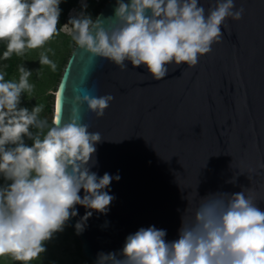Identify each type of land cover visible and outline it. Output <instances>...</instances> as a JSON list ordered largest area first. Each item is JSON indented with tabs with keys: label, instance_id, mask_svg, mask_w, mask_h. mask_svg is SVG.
I'll return each mask as SVG.
<instances>
[{
	"label": "clouds",
	"instance_id": "obj_1",
	"mask_svg": "<svg viewBox=\"0 0 264 264\" xmlns=\"http://www.w3.org/2000/svg\"><path fill=\"white\" fill-rule=\"evenodd\" d=\"M80 2L63 23H71L77 45L121 68L128 61L143 65L158 80L170 65H196L223 38L226 18L240 19L245 12L237 0H213L207 10L201 0H116L114 13L103 17L87 11V0ZM61 3L0 0V40L6 41L0 58L40 48L58 34ZM49 51L41 52L39 62L55 70ZM18 70V79H6L0 70V256L30 264L46 250L45 241L79 215L76 205L86 208L75 222L78 233L93 210L107 213L115 196L108 189L120 174L93 170L102 133L90 130L78 106L61 120L59 92L50 125L40 117L43 105L22 104L35 85L33 69L21 63ZM113 99L112 93L75 96L98 116ZM246 188L205 196L195 190L177 238L168 239L167 229L155 224L140 226L120 249L101 252L96 264H264V208Z\"/></svg>",
	"mask_w": 264,
	"mask_h": 264
},
{
	"label": "water",
	"instance_id": "obj_2",
	"mask_svg": "<svg viewBox=\"0 0 264 264\" xmlns=\"http://www.w3.org/2000/svg\"><path fill=\"white\" fill-rule=\"evenodd\" d=\"M212 2L201 0L206 10ZM115 3L107 0L98 13L113 14ZM241 3L243 16L226 18L223 38L196 65H170L159 80L143 65L121 68L77 44L73 49L53 118L59 92L61 120L78 106L90 130L102 133L93 170L120 174L108 189L115 196L107 213L93 210L78 233L75 222L86 208L76 205L79 215L68 222L91 264L140 226L155 224L177 238L195 190L205 196L247 187L264 208V0ZM85 92L114 99L98 116L75 100Z\"/></svg>",
	"mask_w": 264,
	"mask_h": 264
},
{
	"label": "rangeland",
	"instance_id": "obj_3",
	"mask_svg": "<svg viewBox=\"0 0 264 264\" xmlns=\"http://www.w3.org/2000/svg\"><path fill=\"white\" fill-rule=\"evenodd\" d=\"M100 1L101 0H87V9L90 10ZM80 8L81 2L78 0L77 5L68 11L66 21H68L70 15L75 14ZM71 28V23H69L67 27L63 25L58 34L45 45L40 48L27 50L19 58L15 66V71L11 77V79H18L20 75L18 69L21 63H25L29 68L33 69L30 80L35 87L30 93L23 96L22 104L30 108L35 104L43 105L40 117L46 119L49 125L53 120V106L57 86L67 61L75 48L72 49L74 40L70 34ZM46 49H51L48 55L57 63V68L55 70H53L50 65L40 64L39 62L41 52ZM46 106H49V108ZM46 130L47 129L44 131ZM70 228L74 229L67 222L62 231H57L50 240L45 241L47 246L46 250L41 253L40 257L33 259L30 264H86L76 254L74 238H79V236L77 232L73 234ZM0 264H22V262L16 261L10 255L6 254L0 256Z\"/></svg>",
	"mask_w": 264,
	"mask_h": 264
},
{
	"label": "trees",
	"instance_id": "obj_4",
	"mask_svg": "<svg viewBox=\"0 0 264 264\" xmlns=\"http://www.w3.org/2000/svg\"><path fill=\"white\" fill-rule=\"evenodd\" d=\"M106 1L107 0H101L90 10L87 9V11L92 13L93 16H95L100 11V9L103 7ZM77 3H78V0H62V3H61L62 12L60 15V22H59L60 25H58L59 29H61V27L64 25L63 23L66 21L68 11L74 6H76ZM76 44L77 43L74 41V45L72 46V49L75 47ZM5 47H6V41L0 40V56H2V53L5 50ZM20 57L21 55H17L13 53V55L8 57L7 59L0 58V70H3L6 73V77H5L6 79H11L15 71V66L17 65ZM46 107L49 108V106H46ZM51 123L52 122H50V124ZM70 229L73 232V234H76L75 229H72V228ZM74 241H75L76 254L80 257V259L83 262H85L86 264H91L89 260L84 256L79 238L75 237Z\"/></svg>",
	"mask_w": 264,
	"mask_h": 264
}]
</instances>
